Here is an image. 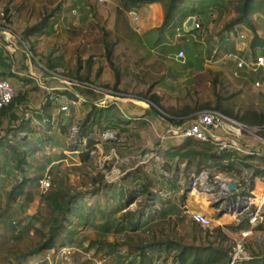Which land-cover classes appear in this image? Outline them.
Listing matches in <instances>:
<instances>
[{
    "label": "rangeland",
    "instance_id": "rangeland-1",
    "mask_svg": "<svg viewBox=\"0 0 264 264\" xmlns=\"http://www.w3.org/2000/svg\"><path fill=\"white\" fill-rule=\"evenodd\" d=\"M60 1L63 2L64 9L58 17L52 19V29L47 26L45 28L46 32L25 38L24 31L42 20L44 6L47 5L50 8ZM81 1L89 8V13L86 15L84 23H81L83 14L79 16L81 10L78 13L73 10L79 0H0V26L11 30L18 37L15 43H11L14 48L11 60L20 64L21 71H29V74L24 76L6 73L7 79L16 91L19 90L18 86L21 84L26 85V88H33L34 91L42 92L44 95L46 93L48 96L47 91L41 90L37 80L30 73V69L27 68L25 52L32 56L36 75L48 86L63 84L60 80L50 78L47 73L46 70H49L46 67L48 57H61L63 64L57 70L61 72L62 76L76 80H79L78 74H86V63L92 58L94 65L90 82L99 91L92 90L87 92L85 90L83 91L85 98L97 101L107 94H113L120 100L135 102L133 99L137 98L133 94H146L149 91L146 85L140 84L135 77V61L138 60V49L134 45L136 44L135 39H132V44L131 42L128 43L130 39L126 36L127 30L118 20L117 10L121 7L122 0ZM220 1L184 0L177 11L173 25L179 23L183 26L185 19L191 13H194L196 17L201 18L205 23L209 21L212 15L213 20L207 30L210 36H213L237 14L238 0H225L226 7L222 8V10L218 9L217 6ZM15 6H19V12L14 13L13 8ZM7 9L8 12H6ZM125 16H127L131 27L137 23L135 21L136 15L127 12ZM252 18L254 29L246 24H241L230 34V40H227L232 44V41L235 42L238 39L237 41L245 48L244 54L250 56V58L261 52L260 48L264 46V13L255 12ZM172 26L170 29L173 28ZM178 32L182 36H187L190 33H195L196 30L188 33L183 30V27H180ZM237 33L243 34L244 37L239 38ZM256 35L259 37L258 40H255ZM231 44L229 45L231 46ZM109 45H113V65H111L106 56ZM2 48L3 46H0L1 50ZM224 57L227 74L240 82L243 87L242 92H240L244 95L242 101L244 99L249 101L254 95L259 94L261 91L255 87L254 83L256 80L264 81V68H260L257 71H249L247 68L238 69V75L234 76L233 72L236 70L235 62L227 56V52L224 53ZM99 69H101V73L98 76L96 73ZM53 80H57L58 83ZM80 89L82 88L78 87L79 91ZM54 92L58 91L55 90ZM162 100L163 98L159 96L158 103L160 105ZM123 101L110 108L104 107L106 109L101 112L104 123L108 119L111 122L119 121V123H123V118L126 119L123 112L132 118L141 114L147 115V111L144 108L138 107L135 109L137 106ZM53 103L55 104V102ZM91 105L88 101L83 102L82 105H76V116L73 114L74 112H70L71 115L69 116H72L73 120L72 117H69L71 123L69 129L65 131L57 130V127L55 132L54 130L51 131V128L48 127L49 125L52 126L53 123L32 125L34 128L30 132L25 133V131L21 134L15 130L9 132L5 129L0 130L1 144L5 146V148L0 149V166L3 168L0 170V264H41L46 256L48 249L35 255H29V252L44 240L43 232L48 231L47 229L42 231V222L31 217L40 207H43L40 201L41 192L38 186V179L48 167L53 171V182L59 178L66 185H72L81 194L78 202L82 206L91 205L93 207L99 205L104 211L114 208L120 201L118 193L113 196L111 192H108L110 188L103 187L106 181L114 182L115 189L117 188L118 190L121 178L127 172H130L132 176L122 183L128 190L139 191V194L129 208L131 210H142L144 208L143 215L152 213L155 221L152 227H143L130 234L134 244L140 241V237L150 240L152 236L163 238L169 235L183 237L188 243L201 244L211 241L232 249L237 241H242L245 243L248 254H264V229L257 228L258 225L253 226L251 223L246 222L245 216L240 224L244 223L246 226L237 229L240 224H237L233 214L219 211L212 199H210V202L206 197L201 200L192 196L191 199L193 201L189 200L188 203H190L191 210H196L193 208L194 201H202L207 208H198L197 210L206 213L214 221L212 230L201 226L194 228L188 212H184L185 198L179 193L181 187L179 177L176 174L178 168H170L165 164V161H160L156 157L148 160L149 155L152 152L160 151L162 146L156 148L158 146L156 144L152 146L153 149H146L145 146L132 143L134 142L133 139L129 140L128 138V140L124 141L123 137L125 138L126 135L123 134H121L122 136L117 134V139L112 140V143H108V141L106 143L101 139L102 132L105 129L103 127H93L94 129L90 131L85 129L84 135L82 133L78 139L79 142H73L69 133L70 127L75 122L83 125V120ZM70 106V109H72L73 105ZM34 115L37 116L36 113ZM68 120L55 115L54 124L58 121L62 123ZM259 125L263 126L264 121L260 122ZM129 126H134V124L130 123ZM216 132L219 133L221 130H216ZM184 139L174 138L179 143L183 142ZM239 139L244 148L259 152L254 158L247 161L250 165L246 166L244 163L239 162L233 168L235 170L233 171L239 175L236 176V179L243 185L242 190L251 187L253 189L252 198L257 203L264 187V171L255 172L259 168H264V144L258 145L251 135L246 132ZM98 142L101 143L99 148L95 145ZM11 145L16 146L18 150H25L27 161L31 164L28 167L26 166L28 168L27 175L31 176L32 179H29V182L23 186L24 193L18 197L17 201L9 205L11 191L25 177L24 172L15 165L10 151ZM112 147L118 154H113L110 157ZM86 150H90V159H86L81 163V159L84 158L82 152ZM211 150L215 151L213 148ZM9 153L10 155H8ZM157 154L161 160H164L159 153ZM216 154L218 153L215 151L214 155ZM61 158L62 160L59 161ZM194 166V168H200L199 164ZM202 167L212 166L204 163ZM182 168L181 181H184L188 172L184 170V166ZM218 169L224 172L232 171V168L227 166L226 163H221ZM124 171L126 173L122 174L121 172ZM166 172L170 175V179L175 180L176 185L173 186L172 191H166L163 183L167 178ZM150 182L152 186L148 189L154 191L158 196L155 201L148 199V192L142 193V191L147 190L146 185ZM176 186L179 188H176ZM97 188L103 189L93 193V190ZM110 191L114 192L113 189H110ZM167 193L169 194L166 195ZM147 202H151V205H146L149 204ZM163 207L164 212L161 211ZM44 211V215L47 217L48 212ZM92 211L94 209L90 212ZM220 215H223L221 220L218 219ZM6 219L12 222L15 230L8 226ZM70 219L72 222L67 225V228L74 230L75 243L68 244L66 242V232L64 231L53 248L72 246L74 248L71 254L72 264H98L96 261H101L103 264H122L121 262L123 261L126 264L125 260L131 259V253L124 244L119 245L117 252L111 254V256L105 254L106 250L110 248L109 245H106L105 250L98 252L97 249L100 243L96 242L91 247V243L98 237L92 224L98 222L99 217L98 219H91L90 222L93 223L85 222L84 220L80 221L79 217L74 215H71ZM217 226L221 227V234L216 231L215 228ZM248 230L250 231L248 235L243 236L242 231ZM126 237V233H111L105 239L110 242L122 243ZM64 242L66 244H63ZM160 254L152 255L154 264H175L172 254L167 256L165 252ZM146 257L148 255L145 254ZM138 261H143V258H138Z\"/></svg>",
    "mask_w": 264,
    "mask_h": 264
},
{
    "label": "crops",
    "instance_id": "crops-1",
    "mask_svg": "<svg viewBox=\"0 0 264 264\" xmlns=\"http://www.w3.org/2000/svg\"><path fill=\"white\" fill-rule=\"evenodd\" d=\"M74 12L76 13V11ZM130 12H135L137 15L135 19L137 23L132 26L134 35L131 40H129L132 44V39H135L136 44L134 45L138 49V60L135 61V77L140 84L146 85L147 89L151 90L150 92L152 94H157L160 98H163V100L161 101V105H154L149 101L139 99L136 97L137 95L133 94L137 98L133 99L135 102H123L132 103L134 106H137L135 109L138 107L144 108L147 111V115L141 114L134 118L130 116L131 119L126 117V119L123 118V123H119V121L111 122L108 119L106 120L107 122H105V129L116 131L120 135H126L125 138L123 137L124 141L128 140V138L129 140L133 139L134 142L132 143L145 146L146 149L148 147L152 148V146L156 144H161L162 146L165 141V148H168V150L165 153H162L161 150L157 153L164 158L165 164L170 168L177 167L178 170H180L183 169L182 167L184 166V170L190 172L197 168H194V165L199 164L201 168V166L206 163L216 170L221 171L218 169V166H220L221 163H226V165H228V160L217 159L216 157H212L209 151H201V148L195 145L197 144L195 140L188 138V141L184 139L183 142L179 143L175 141L174 138L183 139V137H170L163 141H161L160 138L166 133L170 126L180 125L178 121L183 120L184 123H188L196 113L205 110H218L250 126H259L260 121L258 117L264 114V93L258 91L259 94L254 95L251 100L246 101V99H244L242 101L244 98V95L240 93L242 92V85L237 80L231 78L230 75L227 74L225 68L224 53L227 52V55L232 52L238 53L246 58L244 46L237 41L238 39H236L235 42L232 41V44L229 43L230 41L228 42L227 40H230V37L228 36L225 40H221L220 42L216 39V34L210 36L207 29L212 23L213 16L209 23H205L201 18L196 17L194 14H190L189 17L193 15L196 18V22L199 21L202 24L203 30L200 29L202 33L198 34L196 29L195 33L182 36L180 32H178V28L183 26L179 23L173 25L176 17L169 27L161 29L164 21V7L161 2L136 5L132 7ZM187 19H185V21ZM171 26L173 28L170 29ZM229 44H231V46ZM181 50L184 51V57L178 55ZM13 54L14 52L10 54L4 47L2 50L0 49V76L6 77L5 73L19 74L22 76L28 75L29 71H21L20 64L16 61L12 62L11 56ZM25 54L27 56L25 60L27 68L30 69L32 75H36L32 57L29 56L27 52H25ZM248 70L250 71V69ZM235 71L233 74L237 76ZM36 77L39 78L37 82L41 90L44 89L49 95L47 96L46 93L44 95L42 92L34 91L33 88H26V85L20 84L18 89L25 95L24 104L21 106L24 119L29 120L32 126L36 124L39 125L43 117L47 116L50 119V124L53 123L52 126L49 125L48 127L51 128V131L54 130L55 132L56 127L57 130H62L61 125L67 126L69 123L68 121H71V119H69V117H72L69 116L71 115L70 112H74L73 114L76 116V105L68 111H61L60 106L72 97H69L66 93H60L62 89L49 90L47 88L61 87L63 84L48 86L40 80V77L37 75ZM55 90L59 92H54ZM79 93L81 92L79 91ZM81 94L85 96L84 93ZM53 102H55V104ZM94 102V99H89V103ZM79 105H82V103ZM110 107L113 106L107 108ZM33 113H36L37 116ZM55 115L69 120L63 121L62 123L58 121L54 124ZM130 123H133L134 126L130 127ZM32 128L34 127L32 126ZM94 128H97V126L95 125ZM251 137L258 145L264 144V141L260 138L253 135H251ZM108 143L112 142L108 141ZM100 144L101 143L98 142L95 145L99 147ZM111 151L110 157L113 156V154H118L114 147H112ZM61 160L62 158L59 161ZM124 173L125 171L122 172V174ZM163 183L166 187V191H172L173 186L176 185L175 180L170 178H166ZM118 185L120 186V183ZM176 188L179 187L176 186ZM179 193L185 198L183 207L184 212H186L188 208L190 209V203L188 202L192 200V196L201 200H204L206 197L210 200L208 194L190 190V188L185 190L180 188ZM168 194L169 193L166 195ZM193 206L196 210L198 208H207L200 200L197 202L194 201ZM96 207L98 208L99 205H96ZM127 209L130 208L128 207L124 210ZM221 216L223 215L219 216V220L222 219ZM157 253L160 254V251L154 250L147 254L156 255ZM109 255L111 256V254ZM133 257L134 254L131 253V259L125 260L126 264H141L142 261H138V258H140L139 255L135 259ZM146 262L147 260L145 259V263ZM121 263L124 264L123 261Z\"/></svg>",
    "mask_w": 264,
    "mask_h": 264
},
{
    "label": "trees",
    "instance_id": "trees-1",
    "mask_svg": "<svg viewBox=\"0 0 264 264\" xmlns=\"http://www.w3.org/2000/svg\"><path fill=\"white\" fill-rule=\"evenodd\" d=\"M152 2H161L164 7V21L161 26V29H164L166 27H169L174 18L177 15V11L180 8V6L183 4L184 0H122V5L117 10V16L119 22H121L125 29L127 30V38L131 40L132 36L134 35V31L129 24V21L127 20V16H125V13L130 12L132 7L140 4H146V3H152ZM218 9L222 10V8H225V0H221L218 2ZM79 8V9H77ZM14 13L19 12L20 8L19 6H15ZM63 2H57V4L53 7H48L47 5L44 6V12L42 20L33 25L28 27L24 31V37L30 38V36L46 32L45 28L49 26L50 29H52L51 21L54 17H58L62 11H63ZM89 8L84 5L83 1L79 0L77 5L74 7L73 10L76 11V13L80 11L79 16H81V23H84L86 19V15L89 13ZM8 12V9L6 10ZM82 12V13H81ZM255 12H262L264 13V0H238L237 5V14L232 17L226 25L221 27L219 31L216 33V39L220 42L221 40H225L226 37L230 36L232 32H234L237 29V26L246 24L250 28L254 29L253 24V18L252 15ZM194 14V13H191ZM212 19H209V23ZM199 22V21H198ZM200 28L202 29V24L200 23ZM236 33V32H235ZM259 37L256 35L255 40H258ZM27 43V42H26ZM130 43V42H129ZM255 44V42H254ZM112 53H113V45H109L107 47V53L106 56L108 60L110 61L111 65H113L112 61ZM246 58H250V56H246ZM47 68L52 71H56L59 66L63 64L61 61V57L53 58L48 57L47 58ZM93 61L92 58H90L86 63V74L79 75L78 79L82 82H90L92 71H93ZM101 69H99L96 73V75H100ZM6 74V73H5ZM7 78V77H6ZM56 82V80H53ZM58 83V81H57ZM92 83V82H91ZM118 83V81H117ZM80 92L83 93V91L90 92L92 91L89 88L86 87H80ZM78 89V87L76 88ZM149 93L146 94H137L136 97L139 99L149 101L154 105H159L158 100L159 96L155 93H151L149 90ZM59 92V91H58ZM60 93H66L69 97H75L71 92L61 90ZM25 101V95L21 90H17L16 94L14 96V99L12 102L7 104L0 113V130L5 129L7 132L15 130L18 133L22 132H30L33 128L30 124L29 120L24 119V113L21 108V106L24 104ZM51 103V102H50ZM49 103V104H50ZM91 108L89 112L86 114L83 125L81 124V132L85 133V129L92 130L93 127L96 125L100 128H105L104 119L102 118L101 112L103 109L94 103H91ZM260 122L264 121V114H261L258 117ZM71 121L66 125H62V130L65 131L66 129H69ZM184 121L180 120L178 121V124H183ZM188 141V138H185ZM186 141V142H187ZM196 141V140H195ZM197 144H195L197 147L201 148V151H209L210 155L212 157H216L217 159H228V165L230 168H235V165L239 162L244 163L246 166L250 165L247 161L254 158L255 154H231V153H221L214 155V152L211 150V146L205 143H201L199 141H196ZM2 146V147H1ZM81 146V145H80ZM5 148L4 145L1 144L0 140V149ZM10 151L13 156V159L15 161V165L18 169L22 170L25 174V177L23 178L22 182L14 187V189L11 191L10 196V203H14L17 201L18 197L24 193L23 186L29 182V179H32L31 176L27 175L28 172V166L31 164L27 161V158L25 156V150H18L16 146L11 145ZM147 149H153V148H147ZM164 152H163V151ZM168 150V148H165V141L163 142L161 152L165 153ZM213 152V153H211ZM84 158L81 159V163L84 162L86 159H90V150L83 151ZM7 154V153H6ZM10 155V153L8 154ZM264 161V159H263ZM27 166V167H26ZM1 168V166H0ZM1 168L0 170H2ZM137 169V168H136ZM201 168H198L199 170ZM264 168L256 170L257 172H263ZM50 172L52 174V170L50 168ZM41 176V175H40ZM39 176V177H40ZM53 176V174H52ZM132 175L130 172H127L120 181L119 189H115L114 182H107L103 187H108L110 189H113L114 192H111L113 196H115L116 193H118L119 202L117 205L110 209V210H102L100 207L91 205H84L82 206L78 201L81 197V194L77 192V190L74 189L72 185H66L61 180L56 179L53 182L52 177V186L51 188L45 192L41 193L40 195V201L42 203L43 207H40L37 212L31 217L33 219H36L37 221L42 222V231L44 229H47V232H43L44 240H42L36 247H34L32 250H30L29 255H35L40 254L42 251L53 248L56 245V242L60 235L65 231L66 236L65 240L68 244L75 243L74 239V230H71L67 228L68 224L72 222L70 219L71 215L79 217V220H84L85 222H90L91 219H98V222L95 224H92L94 229L96 230V235L98 236L96 240L91 243V247L97 242L100 243L97 252L105 250L106 245H109L110 248L106 250L105 254H113L116 253L118 250L119 245L124 244L127 246V250L130 253L134 254V259L139 255L143 258V261L141 264H154V258L152 255H148L147 253L158 250L161 252H165L166 256L172 254L173 261L175 264H230L232 260V253L234 250L231 247L223 246L222 244H216L214 242L209 241L208 243H201V244H195V243H188L184 240L183 237H173L166 235L165 237H157L152 236L150 240L146 238L140 237V241L136 244L133 243L132 236L130 235L133 232H136L140 230L143 227H152L155 223L154 216L152 213L150 215H143L144 208L142 210H131L127 209L123 211L124 209L128 208L138 197L139 191L136 190H128L124 185L123 181L130 178ZM122 183V184H121ZM152 186L151 182L146 185L147 190L142 191V193L148 192L149 196L148 199L150 201H155L157 194L154 191L149 190L148 188ZM243 188V185H242ZM242 188L240 189V193H245L246 190ZM100 189L103 188H97L93 190L94 192H99ZM148 201V200H147ZM149 203V202H147ZM146 205H151V202ZM90 212L91 210H93ZM48 212V216L45 217V211ZM164 212V207L161 210ZM91 213V214H90ZM7 220L8 226H10L13 230H15V226L12 224V222L9 219ZM183 220V219H181ZM246 222H248L247 218L245 219ZM194 228H197L199 225L194 223ZM246 225L240 224L237 226V229L244 228ZM257 228L264 229V223L259 224ZM218 234H221V227L217 226L215 228ZM114 233H126L127 237L123 240L122 243L118 242H110L109 240L105 239L107 235ZM224 238H226L224 236ZM63 244H66L65 242ZM62 244V245H63ZM232 249V250H231ZM145 254L148 255V257L145 258ZM145 259L147 262L145 263ZM133 261V260H132ZM41 264H48L47 261H43ZM234 264H264V254H254L250 255L249 259H242L237 260Z\"/></svg>",
    "mask_w": 264,
    "mask_h": 264
},
{
    "label": "built area",
    "instance_id": "built-area-1",
    "mask_svg": "<svg viewBox=\"0 0 264 264\" xmlns=\"http://www.w3.org/2000/svg\"><path fill=\"white\" fill-rule=\"evenodd\" d=\"M130 14L136 15L135 12H130ZM200 27V22L197 21L196 28ZM178 30L180 31V28H178ZM237 36L239 38L244 37L243 34L238 33ZM16 39H18V37L11 30L0 26V46H3L10 54L14 52V48L11 43H15ZM260 51L261 52L257 53L253 58H245L238 53L233 52L229 53L227 56L236 62L237 70L247 68L257 71L260 68H264V46L260 48ZM178 55L184 57V51H179ZM237 70L235 71L236 75H238ZM46 71L51 78L60 80L63 83L61 87H51L47 89H63L65 91L71 92L75 96L67 100L60 106L61 111H68L70 109V105L74 106L79 105L83 102H89V100L85 98V96L79 93V91L76 89L77 87H86L93 91H99V89L91 82H82L76 79L66 78L61 75V72L59 70ZM32 76L36 80H39V78H37L35 74H33ZM254 85L258 90L264 93V81L256 80ZM15 94L16 90L10 83V81L6 77L0 76V113L7 104L12 102ZM120 101L123 100L118 99L117 96L113 94H107L101 97L99 100L95 101L94 104L100 107H109L118 105ZM123 114L128 119H131V117L125 112H123ZM48 123H50L49 117L44 116L39 125H47ZM216 130H221V132L218 133L216 132ZM244 132L248 133L249 135L258 137L264 141V125L250 126L247 123L229 116L221 111L205 110L196 113L188 123L170 126L166 133L162 135L160 139L161 141H163L164 139L170 137L190 138L210 145L218 154L239 153L258 155L259 152L246 149L241 145V141L239 138ZM69 133L73 142L78 141V139L82 135L81 124L75 122L70 127ZM117 134L118 133L116 131L104 129L101 139L102 141H112L117 139ZM160 146L161 144L156 148ZM154 157H156L160 161H165L160 159L157 152H152L151 155H149L148 160ZM233 170L234 169H232V171L230 170L229 172H224L218 171L213 167H202L199 170L188 172L184 178V181H181L183 169L178 170L176 174L179 177V184L181 189L185 190L187 188H190V190H196L201 193L208 194L219 211L231 212L233 214L237 224H240L242 222L244 216L245 219L247 218L248 222L253 226L259 225L261 223L263 224L264 187L261 192V196L256 203L252 198L251 193H253V189L251 187L245 189V193L239 192L242 188V184L236 179V176L238 174L234 172L235 170ZM165 174L167 178L170 177L168 172H166ZM229 180H233L238 184V188L236 190L231 191L229 189ZM38 186L41 193H45L51 188L52 174L50 172V167L46 168V170L39 177ZM186 212H188L192 222L205 229L212 230L214 228V221L206 213L199 210H191L189 208L186 210ZM249 232V230L242 231V235L247 236ZM73 249L74 248L69 245L62 246L57 249L50 248L47 250L46 256L43 261H47L49 264H72L71 254ZM249 258L250 254L246 252L245 243H243L242 241H237L232 253V260L230 264H234L237 260ZM96 263L103 264V262L101 261H96Z\"/></svg>",
    "mask_w": 264,
    "mask_h": 264
},
{
    "label": "water",
    "instance_id": "water-1",
    "mask_svg": "<svg viewBox=\"0 0 264 264\" xmlns=\"http://www.w3.org/2000/svg\"><path fill=\"white\" fill-rule=\"evenodd\" d=\"M183 28L186 32H191L193 30H196V18L192 15L190 16L183 25ZM198 34L202 33V30L197 29ZM175 57H177L176 55H174ZM182 59V58H179ZM228 187L231 191H234L238 188V184L236 182H234L233 180H229L228 181Z\"/></svg>",
    "mask_w": 264,
    "mask_h": 264
}]
</instances>
